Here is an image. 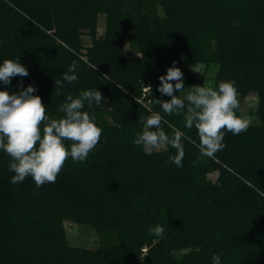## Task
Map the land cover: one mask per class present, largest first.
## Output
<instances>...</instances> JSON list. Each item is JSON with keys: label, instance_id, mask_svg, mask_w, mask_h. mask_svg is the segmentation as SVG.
I'll return each mask as SVG.
<instances>
[{"label": "trees", "instance_id": "trees-1", "mask_svg": "<svg viewBox=\"0 0 264 264\" xmlns=\"http://www.w3.org/2000/svg\"><path fill=\"white\" fill-rule=\"evenodd\" d=\"M82 30L91 37L86 60ZM17 56L29 75L13 77L10 92L21 79L34 84L46 114L59 118L69 94L97 87L105 100L84 110L103 132L86 161L69 157L40 188L30 176L12 183L11 157L0 151V264H212L215 252L223 264H264V0H0V62ZM73 61L79 79L61 88L55 80ZM173 61L184 73L180 97L204 82L190 67L215 64L213 87L237 81L238 115L248 94L258 101V123L227 132L214 158L198 159L185 140L182 167L168 162L171 146L147 153L133 143L139 119L170 99L157 85ZM163 115L169 134L179 128L199 143L183 111ZM66 223L91 227L104 244L69 246ZM157 223L162 239L149 231Z\"/></svg>", "mask_w": 264, "mask_h": 264}, {"label": "clouds", "instance_id": "clouds-1", "mask_svg": "<svg viewBox=\"0 0 264 264\" xmlns=\"http://www.w3.org/2000/svg\"><path fill=\"white\" fill-rule=\"evenodd\" d=\"M28 75L29 69L21 62L20 56L0 62V84L6 86L0 88V151L11 157L9 171L14 173L12 183H22L30 176L40 188L56 181L69 157L73 161L84 162L90 152L96 150L103 129L96 115L84 109L86 104L89 108L93 104L99 106L105 98L97 87L81 90L75 97L69 94L60 105L64 115L53 118L46 114L48 105L42 101L34 84L25 87L21 79L19 90L9 91L13 77ZM78 79V64L73 61L55 84L63 88L65 81L71 84ZM159 80L157 90L160 96L166 95L170 99H156L161 111L150 109L149 116L139 119L143 130L133 140L147 153L171 146L176 152L168 156V162L182 167L186 154L185 140L199 148L198 159L214 158L217 152L226 148L224 138L227 132L239 135L250 127V118L237 114L240 93L235 78L221 81L215 87L193 85L185 98L176 94L185 87L184 73L176 61ZM182 111L184 127H195L199 143L179 128L173 127L172 134H169L162 126V122L168 123L163 114L170 116ZM68 141L72 143L69 145ZM149 231L157 239H162L166 228L157 223L150 226ZM212 264H223L219 252L213 253Z\"/></svg>", "mask_w": 264, "mask_h": 264}, {"label": "rangeland", "instance_id": "rangeland-1", "mask_svg": "<svg viewBox=\"0 0 264 264\" xmlns=\"http://www.w3.org/2000/svg\"><path fill=\"white\" fill-rule=\"evenodd\" d=\"M157 13L161 18L164 17V12L160 7H157ZM104 28H105V15H98L97 36L99 38L103 37ZM81 44H82L81 55L83 56L82 58L86 60V56H85L87 52L86 50L91 46V37L89 36L87 30L81 31ZM217 69L218 68L215 64H212L210 66H204L202 64H198L190 67L188 71L189 73L192 74H204L205 79L201 85L213 86L214 78L217 74ZM188 92L189 91H184L181 95V98H185ZM257 102L258 101L256 94L251 93L245 97L244 103L241 106L240 115L250 118L251 124L258 123V117L256 115ZM144 105H146V103ZM105 118L107 119V122L111 123V119L109 115H106ZM216 177H217V173H212L209 175V179L211 180L216 179ZM64 229H65L67 243L69 246L73 248H79V249L82 248V249L96 251L102 244H104L102 241L103 239L100 238L99 235L95 232V230L92 229L91 227L66 223Z\"/></svg>", "mask_w": 264, "mask_h": 264}, {"label": "built area", "instance_id": "built-area-1", "mask_svg": "<svg viewBox=\"0 0 264 264\" xmlns=\"http://www.w3.org/2000/svg\"><path fill=\"white\" fill-rule=\"evenodd\" d=\"M148 91V88H143V93H146ZM146 249H143L142 252L144 253Z\"/></svg>", "mask_w": 264, "mask_h": 264}]
</instances>
